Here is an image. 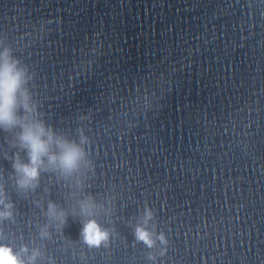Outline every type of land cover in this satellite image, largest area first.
<instances>
[{
	"label": "water",
	"instance_id": "water-1",
	"mask_svg": "<svg viewBox=\"0 0 264 264\" xmlns=\"http://www.w3.org/2000/svg\"><path fill=\"white\" fill-rule=\"evenodd\" d=\"M4 47L42 118L88 141L79 173L33 190L19 129L0 130L5 242L36 264H264V0H0ZM88 197L104 247L80 235ZM148 209L152 248L135 238Z\"/></svg>",
	"mask_w": 264,
	"mask_h": 264
},
{
	"label": "clouds",
	"instance_id": "clouds-1",
	"mask_svg": "<svg viewBox=\"0 0 264 264\" xmlns=\"http://www.w3.org/2000/svg\"><path fill=\"white\" fill-rule=\"evenodd\" d=\"M31 76L28 70L16 59L11 50L4 47L0 50V130L15 133L14 147L26 153L24 162L20 153L16 154L13 168L19 174L17 181L21 188L36 189L46 173H55L67 180L79 173L82 166L88 163V153L84 145L88 143L83 135L79 142L57 132L42 118L39 105L33 102L28 87ZM14 204L8 202L7 193L0 185V225L12 219ZM93 198L88 197L81 203V213L87 219L82 223L80 235L89 247L106 246L111 233L99 220L94 218ZM49 219L58 221L59 225L68 223L67 214L55 201H49L44 213ZM154 214L148 209L142 224L135 227V238L149 248L156 244L154 234L147 225L153 220ZM41 235H46L42 230ZM159 240L167 244L163 234ZM27 247L16 248L4 241V233L0 230V264H36L38 253L28 254Z\"/></svg>",
	"mask_w": 264,
	"mask_h": 264
}]
</instances>
